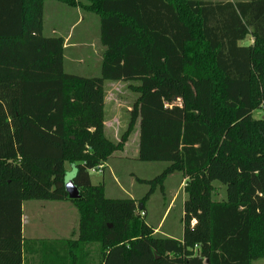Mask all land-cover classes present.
<instances>
[{
	"label": "trees",
	"instance_id": "trees-1",
	"mask_svg": "<svg viewBox=\"0 0 264 264\" xmlns=\"http://www.w3.org/2000/svg\"><path fill=\"white\" fill-rule=\"evenodd\" d=\"M46 1L98 16L99 77L64 72L63 39L42 34ZM248 35L253 44L240 46ZM106 81L128 82L138 94L117 143L104 134ZM263 109L264 0H15L13 9L0 0V213H16V263L21 204L30 200L76 208L73 249L59 264L264 257V116H253ZM137 122V159L168 165L137 179L149 185L138 203L106 198L90 170L123 149ZM66 164L76 166V200L65 191ZM174 173L187 179L181 240L155 236L140 216ZM215 181L226 188L222 201L212 200Z\"/></svg>",
	"mask_w": 264,
	"mask_h": 264
},
{
	"label": "rangeland",
	"instance_id": "rangeland-1",
	"mask_svg": "<svg viewBox=\"0 0 264 264\" xmlns=\"http://www.w3.org/2000/svg\"><path fill=\"white\" fill-rule=\"evenodd\" d=\"M211 1V0H204ZM68 13L60 11H51L47 10L49 15L48 20H46L43 28V36L45 37H59L62 34H51L52 24L55 23L54 20L58 18H67L68 23L71 22L74 26L70 30V37H72V44L83 42L84 46L76 50L70 49L66 50L64 53V72L67 74L75 75H93L94 65L90 62L87 57H93V53L97 47L99 49V31H100V22L98 16L91 13H85L81 10L77 13V10H72L69 7ZM67 23H64L63 20L60 22L61 29H67ZM248 40H244L240 45H247ZM94 61V60H93ZM123 100L128 104L132 103L137 94L127 92L124 89ZM127 92V93H126ZM128 94V96H127ZM260 111L253 113L254 118L261 116ZM107 118V111L105 113ZM120 126L119 129L120 135L126 129L128 123V114L123 111L120 115ZM119 135V136H120ZM106 137L111 141H116L113 138L112 134H106ZM120 139V138H119ZM136 137L132 134L129 138L127 146L123 151L115 152L112 157L109 159L110 170L105 171L104 175L99 173H89L90 180L93 185H105V197L109 199H128L130 197L138 203L141 198H143L149 190V185L144 183H139L137 179L143 180H152L156 178L160 173L167 167V163L164 162H141L137 159L136 149ZM66 169V179H71L72 175H75L76 166L71 164L65 165ZM182 179L181 173H174L173 176L166 178L163 183L164 193H161L159 189L150 196V198L145 203V210L147 215L141 216L144 222L153 228H156L159 224L157 231V237H166L165 235L169 234L175 239H181L183 234V214H182V201L181 197L184 195L183 188H179L180 181ZM214 191L212 194V200L222 201L225 199V186L219 182H213ZM177 192L179 195L178 200L170 206L167 210L168 205L171 199L174 196V193ZM42 204L39 201H31V204ZM70 206V205H68ZM167 212L165 213V211ZM140 211V210H139ZM75 214V230L77 235V226H78V215L74 209ZM30 215V214H29ZM31 218L28 222V226L32 224H38ZM35 229V227H31ZM152 228V229H153ZM71 231V230H69ZM51 230L49 229L48 233ZM30 235L26 232V237ZM49 235V234H48ZM96 251V247H88V254ZM27 256L29 252H27ZM79 254L78 252L73 251L72 255ZM56 256H52L50 259H55ZM34 264L39 263L40 258L37 255L32 257ZM88 263V262H87ZM28 264H31L28 260ZM90 264V263H89ZM91 264H97L91 261ZM251 264H264V257L252 261Z\"/></svg>",
	"mask_w": 264,
	"mask_h": 264
},
{
	"label": "crops",
	"instance_id": "crops-1",
	"mask_svg": "<svg viewBox=\"0 0 264 264\" xmlns=\"http://www.w3.org/2000/svg\"><path fill=\"white\" fill-rule=\"evenodd\" d=\"M4 1H5V5L8 8H11V9L14 8L15 0H4ZM248 1L249 0H211V2H215V3H219V2L237 3V2H248ZM61 5L65 6V4L57 2V1H46L44 3L43 28H44V24L46 20H48V17H49L47 13L48 9H50L51 11L53 10V11L64 12L67 15L68 8H64ZM65 7H68V6H65ZM69 8L74 11L77 10V13L80 12L79 8H72V7H69ZM85 13H89V12H85ZM5 15H3L1 18H6V21L9 24H13V21H14L13 17L11 15H10L11 17H7ZM61 20H63L64 23H67L66 24L67 29L60 28ZM54 22L55 23L52 24L51 34H57V33L62 34L59 37L63 39L64 53L66 50H70V49L76 50L84 46L83 42H79L75 44L70 43L72 39V37H70V30L74 26V24H72L71 22L68 23L67 18L57 17L54 20ZM42 32H43V29H42ZM246 39L248 40V43L245 46H250L253 44V37L251 35H248L244 40ZM98 42H99V49H97L96 47L95 49L96 53L95 52L93 53V57L86 58V59H89L90 62L94 65L93 75H75V74H70V75L86 77V78H93V77L100 76L101 64L103 60V54L105 51V47L101 44V41H100V31H99ZM241 42H239V45ZM240 46H244V45H240ZM63 69H64V60H63ZM132 85H137V84L134 83ZM129 86L130 84L128 82H122V81H118V82L106 81L104 83V134H105V137H106V134H112L114 140L116 141H111L107 137L106 138L113 143L119 142L120 140L119 138L123 134L122 133L120 135V131H119V129L122 128L120 126L121 124H120L119 115L123 111H125L128 114V123H129V112L131 111V108L138 97V94L133 92ZM124 89L127 92L129 91L131 93L137 94L136 99L130 104H128L127 102H124L123 100ZM106 111H107V114H109L107 115V118L105 115ZM128 123H127V126H128ZM132 134L135 135L136 140H137L135 152L138 157V145H139V124L138 122L136 123L130 136ZM129 138L121 151H123L125 147L127 146ZM112 155L108 158L106 163L100 164L102 166L100 169V173H99L100 175H104L105 171L110 170L109 159L112 157ZM98 166L96 168H98ZM173 175L174 174H171L168 177H171ZM73 177H74V174L72 175V178ZM186 180L187 179L184 178V176L182 175L179 188L182 187L183 191H184V187L186 184ZM103 189L105 192L104 184H103ZM161 193H164V187H163V192ZM183 194L184 195L181 197L180 202L182 201V214L184 216L183 204L185 200L187 199V194L185 193V191ZM178 197L179 195H177V192H175L173 198L171 199L168 205L167 210L170 208L172 203H174V201L176 202L178 200ZM129 199L133 200L132 197H130ZM31 201H36V200L23 201L21 204V237H22V241L20 245L21 247L20 252H21V257H22L21 264H28V260L31 264H34V260L32 258L34 257V255H37L40 258L39 263L37 264H59L60 261H62L61 258L64 257L65 254L68 255L70 251V247H71V250L73 249L72 246L76 239L75 214H74V209L76 210V208L69 201H39V202H42V204L38 203L36 205L31 204ZM167 210L165 211V213L167 212ZM144 214L145 216L147 215L146 210H144ZM31 218H33L34 221H36L38 224H32L28 226V222ZM15 222H16L15 211H10L8 213L7 218L3 213H0V248H2V251H0V263H3V264H17L16 258H15L16 245H17V233H16L15 226H13ZM159 225L156 228L151 227L154 230L155 236L157 234ZM31 227H35V229H32ZM49 229L51 230L50 233H48ZM26 232L29 234H33V235L26 237ZM165 236L166 237H161V238L175 239L173 236L169 234ZM181 239H176V240H181ZM1 240H4V241L1 242ZM4 243H5V246H4ZM27 252H29L28 256H27L28 254ZM52 256H56L55 259H50Z\"/></svg>",
	"mask_w": 264,
	"mask_h": 264
},
{
	"label": "water",
	"instance_id": "water-1",
	"mask_svg": "<svg viewBox=\"0 0 264 264\" xmlns=\"http://www.w3.org/2000/svg\"><path fill=\"white\" fill-rule=\"evenodd\" d=\"M73 178L71 179H66V176H65V191L68 195V198L70 200H76V199H79L80 198V194H79V191L78 189L75 187L73 181H72ZM141 207L138 209V210H141Z\"/></svg>",
	"mask_w": 264,
	"mask_h": 264
},
{
	"label": "built area",
	"instance_id": "built-area-1",
	"mask_svg": "<svg viewBox=\"0 0 264 264\" xmlns=\"http://www.w3.org/2000/svg\"><path fill=\"white\" fill-rule=\"evenodd\" d=\"M262 115L264 116V109L262 110ZM101 165L98 166V168H93L92 170H90V172H93V173H100V169H101ZM140 215L141 216H144V212H140Z\"/></svg>",
	"mask_w": 264,
	"mask_h": 264
}]
</instances>
